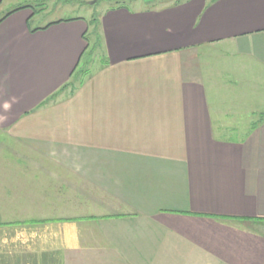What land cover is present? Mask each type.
Here are the masks:
<instances>
[{"label":"crops","instance_id":"0c3cea01","mask_svg":"<svg viewBox=\"0 0 264 264\" xmlns=\"http://www.w3.org/2000/svg\"><path fill=\"white\" fill-rule=\"evenodd\" d=\"M17 2L0 0V19ZM33 15L0 23V228L51 227L52 239L0 248V264H264V112L227 83L264 75V0L107 9L96 73L42 107L71 81L88 26L32 28ZM232 56L230 74L219 61ZM250 114L233 141L227 120ZM29 172L52 174L50 191L23 196ZM28 197L66 207L10 221L7 204Z\"/></svg>","mask_w":264,"mask_h":264},{"label":"rangeland","instance_id":"374dc122","mask_svg":"<svg viewBox=\"0 0 264 264\" xmlns=\"http://www.w3.org/2000/svg\"><path fill=\"white\" fill-rule=\"evenodd\" d=\"M181 0H18L17 4H12L7 12L15 9L17 7L29 6L27 9L34 11V15L29 22V26L32 28L46 25L49 22L55 21H68L72 19H82L88 25V30L85 32L86 37L89 42V49L83 54L78 70L82 71L80 73V81L84 80L85 76L94 75L101 64L100 54H102V44L99 36V30L97 27V19H99L105 10L111 9L117 6H124L127 9H136L137 7H148L159 5L163 3H175ZM144 2H148L145 4ZM145 4V5H144ZM7 9V8H6ZM216 54L219 51H215ZM92 60L88 61L91 57ZM234 61L236 63L235 56L230 57V59L222 58L220 59L219 68L223 71H229L230 69L222 67L223 62ZM214 61V63H217ZM86 64V65H85ZM238 79L242 86L234 87L237 91V97L241 98L245 104H250L252 109H256L259 112H264V75L259 74V76H254L248 72V70L237 71L236 76L228 78L227 83L233 82ZM80 81L79 84L81 83ZM75 85H78L76 83ZM67 92H70L69 90ZM219 109H226L225 101L228 100L227 95L223 92H219ZM262 104V106H260ZM249 105V106H250ZM248 106V107H249ZM248 107L245 110H248ZM259 114H250L240 119H236L234 123L231 119L227 120L230 127L236 128L237 133L232 138L235 142L240 141L247 132L253 127L254 123L259 121ZM242 141V140H241ZM51 166L50 164H48ZM30 167L28 168V171ZM21 178L20 184L23 185V190L26 191V195L30 196L32 193H44L49 192L50 189H43L41 185L52 186L54 184V177L52 174H34L29 172L27 176L19 175ZM16 177L11 175L10 181L12 183H18L15 181ZM43 191V192H41ZM29 193V195H28ZM22 196V197H23ZM30 201V197L21 198V203H15L14 205L7 204V209H12L16 211H8L7 218L10 221H16V218L25 219H38L39 217H57L58 213H63L62 209L66 206L58 205H42V204H29L26 203ZM66 213V212H64ZM9 223V222H7ZM41 229L36 231V229H25V230H7V228H0V248H38V242L41 240L51 241L52 230ZM36 232L40 235L36 236Z\"/></svg>","mask_w":264,"mask_h":264},{"label":"trees","instance_id":"16d2710c","mask_svg":"<svg viewBox=\"0 0 264 264\" xmlns=\"http://www.w3.org/2000/svg\"><path fill=\"white\" fill-rule=\"evenodd\" d=\"M26 8H29V6H24V7H21V8H16L15 10H13V11H11V12H9V13H7L2 19H0V23L3 21V19H5L6 17H8L9 15H11L12 13H14V12H16V11H19V10H21V9H26ZM31 10V9H30ZM31 12H32V14H34V11L33 10H31ZM68 21H70V20H68ZM68 21H66V22H68ZM56 23H59V22H56ZM87 25V24H86ZM88 26V25H87ZM49 27V25L48 26H45V27H43V28H40V29H35V30H32L31 32H35V31H37V30H45L46 28H48ZM86 34L87 33H85V35L83 36V40L85 41V44H86V49H85V52L89 49V42H88V39H87V37H86ZM84 52V53H85ZM102 52H103V50H102ZM83 53V54H84ZM83 56V55H82ZM82 56H81V58H82ZM91 57V56H90ZM81 60V59H80ZM80 60H79V63L77 64V67H76V69H75V71L71 74V81H69L67 84H65L64 86H62L56 93H54V94H52L51 96H49L45 101H43L41 104H40V106L39 107H42V106H45V105H47V104H49V103H51L59 94H61V93H63V92H65V91H73V89H75V87L77 86V85H75L77 82V79L80 77V73L82 72V71H79L77 68H78V66H79V64H80ZM90 60V59H89ZM88 60V61H89ZM86 65V64H85ZM71 93V92H70ZM30 224H34L35 222H29Z\"/></svg>","mask_w":264,"mask_h":264}]
</instances>
